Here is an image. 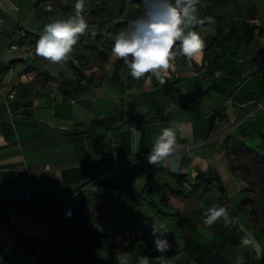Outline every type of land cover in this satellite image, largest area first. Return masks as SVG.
<instances>
[{
    "label": "crops",
    "instance_id": "crops-1",
    "mask_svg": "<svg viewBox=\"0 0 264 264\" xmlns=\"http://www.w3.org/2000/svg\"><path fill=\"white\" fill-rule=\"evenodd\" d=\"M36 4L42 11L56 9L52 0H0V227L9 225L16 256L10 261L0 247V264H117V249L129 254L130 264L140 256H147L150 264H198L193 259L202 247L219 254L224 264H237L240 255L244 264H260L259 241L252 233L264 228V217L250 220L252 204L244 208L245 223L236 219L227 227L222 219L205 225L203 213L213 205L223 206L222 192L226 198L240 192L249 198L261 194L257 177L238 166L246 164L242 155L259 144V133H264V108L257 105L264 102V0H217L231 44L214 72L200 56L181 65L175 61L163 84L155 78L135 80L126 66L114 85L116 58L110 55L107 63L99 61L87 71L94 74L95 85L72 98L59 89L61 83L75 80L69 65H54L35 55L34 35H41L53 17L39 14ZM207 34L202 32L203 40ZM171 125L180 126L178 172L146 160L156 136ZM134 127L141 132L136 152ZM237 151L245 160L232 162L230 153L239 155ZM209 169L218 173L204 192L200 173ZM153 172L156 176L141 202L101 184L103 179L132 177L134 190L142 192ZM183 172L185 194L178 197L174 193L183 186L176 175ZM33 192L52 200L43 203V213L28 214L7 204L10 196L28 199ZM52 203L61 217L49 220L45 213L53 210ZM65 203L73 207L70 218L61 211ZM119 204L134 214L147 204L156 207L158 213L146 217L145 225L152 219H185L177 241L167 239L174 253L152 256L158 251L148 228L115 233L111 223ZM53 226L55 234L49 237ZM233 227L237 242L226 233ZM246 234L253 244L241 247Z\"/></svg>",
    "mask_w": 264,
    "mask_h": 264
},
{
    "label": "clouds",
    "instance_id": "clouds-1",
    "mask_svg": "<svg viewBox=\"0 0 264 264\" xmlns=\"http://www.w3.org/2000/svg\"><path fill=\"white\" fill-rule=\"evenodd\" d=\"M200 0H143V12L134 19L128 29L115 34L111 55L123 63L135 80L155 78L163 84L178 57L196 60L203 54L205 42L198 31L205 20L201 18L198 5ZM74 13L64 18V13L50 18L35 44V55L54 65L63 66L72 56L75 45L88 30L85 18V0H75ZM135 152L140 148L141 132L133 128ZM179 125L164 127L153 141L146 154L149 165L168 168L171 172L180 170L181 153L177 133ZM203 207V205H201ZM204 224L213 226L219 220L227 227L232 223L226 207L206 208ZM147 223V221H146ZM166 224L152 219L151 235L155 249L161 254L169 251L171 245L166 238ZM253 244L250 235L241 237V247ZM126 246V245H125ZM117 264H130L127 252L116 250ZM136 264H150L147 256H140ZM237 264H244L243 255L238 256Z\"/></svg>",
    "mask_w": 264,
    "mask_h": 264
},
{
    "label": "trees",
    "instance_id": "trees-1",
    "mask_svg": "<svg viewBox=\"0 0 264 264\" xmlns=\"http://www.w3.org/2000/svg\"><path fill=\"white\" fill-rule=\"evenodd\" d=\"M56 6L54 10L42 11L39 9V4H36V11L39 14L44 16H59L60 13H64V18L74 13L73 5L75 0H52ZM199 15L201 18H211L210 22L205 20L203 26H198L195 30L201 35L203 31H208L207 36L204 38L205 48L202 54V63L203 65L210 66L214 70L217 65L214 64H223L222 61H217L224 56V52L227 48L230 47V36L225 37V18L222 14L219 13V7L217 5V0H200L198 5ZM117 10V12L115 11ZM116 12V13H115ZM143 12V0H85V18L88 21V30L83 34L77 44L75 45L74 52L72 56L75 60V63L72 60H69L67 64L70 69L75 74L74 81H65L59 85V89L64 93L66 98H72L74 96H82L89 90V86L95 85V76L94 74H87L92 67L97 62L101 61L107 63L111 55V48L114 43L115 34L128 29L131 22L136 19L137 16L141 15ZM40 35H34V43L39 39ZM216 48H220L221 51H215ZM211 55L213 57L211 58ZM189 59L181 57L176 60L177 64H185ZM13 63L3 67V72L9 70L10 66ZM126 65L123 63V60L116 59L113 62V75L111 82L114 85H117V81L120 80V72ZM220 67V66H219ZM216 68V69H215ZM192 69H190L191 71ZM242 80V79H240ZM85 83V84H84ZM261 99L264 96L260 97ZM247 134L251 136L253 133L249 127H245ZM260 143L248 147V150L245 151V154L242 155L246 159V164L238 166L246 174L250 176L257 177V185L260 190V196L255 198H249L243 192L237 193L230 198L223 196L222 192V204L227 208L229 213V218L232 222L239 219L242 223L246 222L245 216V206L250 204L253 205V208L250 209L249 218L252 222L260 220L261 210L255 208L258 204V198L260 199V207L264 211V133H259ZM238 154L240 151H237ZM230 154L234 155V158H230L233 162L235 160L243 159L241 155H237L232 152ZM243 159V160H245ZM233 169L235 170V164L233 163ZM218 171H213L209 169L208 171L201 172L200 174L204 177L202 183V190L207 192L214 183V174H217ZM154 174L152 173L149 177V181L146 184L142 192H136L133 188V178L130 177L125 181H116L113 182L108 179H103L101 184H107L113 188H119L123 192H128L132 194L136 201H143L145 194L150 189ZM176 179L183 188L179 191H176L174 195L178 197H183L185 194V179L186 173H180L176 175ZM76 200V199H75ZM52 202L46 193L33 192L30 198L25 199L21 196H10L7 199V204L10 206H17L21 208L28 214H40L43 213V203ZM163 203L167 202V197L164 196L162 199ZM256 205V206H255ZM42 206V208H41ZM53 210L49 213H45L47 219H53L61 217V214H58V207L52 203ZM252 210V211H251ZM158 212H155L157 214ZM259 218V219H258ZM236 227L231 230H227L226 233L228 237L233 241H236L238 237L236 236ZM250 232H252L250 230ZM259 234H253L254 238L260 241L261 244H264V228L258 230ZM55 234L54 226L51 228L48 236L51 237ZM82 236H75L76 239L81 238ZM238 241V240H237ZM236 241V242H237ZM240 242V240H239ZM151 246L147 248V253H150ZM168 253H174L171 249L167 251ZM152 256H159L161 253L157 252L151 254ZM198 264H224L223 259L219 254H214L209 248L202 247L201 250L197 251L196 257L193 259ZM260 264H264V256L262 255Z\"/></svg>",
    "mask_w": 264,
    "mask_h": 264
},
{
    "label": "rangeland",
    "instance_id": "rangeland-1",
    "mask_svg": "<svg viewBox=\"0 0 264 264\" xmlns=\"http://www.w3.org/2000/svg\"><path fill=\"white\" fill-rule=\"evenodd\" d=\"M115 11L117 12V10H115ZM154 176H156V175L154 174ZM259 200L260 199L258 198V202H257L258 206L260 205ZM121 205L119 204V206H117V208H116L117 213H116V220L114 221V225L111 223V227L115 228L114 229L115 233L122 234V233L126 232L127 230H131L134 232V231H139V230H146L148 228V232L151 235V225H149V224L145 225L144 219L146 217H150V219H151L152 216H155L154 214H155L157 208L152 206V205L147 204L144 207L138 208L135 211V214H136L135 215L134 210L131 207H129L127 205L124 206L123 204H121ZM259 208L261 210L260 218H263L264 217V211L261 209L260 206L258 207V209ZM149 212H151V213H149ZM134 217H135V219H134ZM154 220L157 223L166 224L167 229H168V233L166 234L167 239H169L171 241H175V240L177 241V237L181 234V232L183 230V226H184L183 223H184L185 219H182V220L154 219ZM259 245H260V249H259L260 254L259 255H260V258H262V255L264 256V244H261L259 241ZM37 264H39V260H38Z\"/></svg>",
    "mask_w": 264,
    "mask_h": 264
},
{
    "label": "built area",
    "instance_id": "built-area-1",
    "mask_svg": "<svg viewBox=\"0 0 264 264\" xmlns=\"http://www.w3.org/2000/svg\"><path fill=\"white\" fill-rule=\"evenodd\" d=\"M251 22L255 23L257 25L261 24L260 21H258V20H252ZM12 94L13 95L16 94L15 89H12ZM257 105H258V108H264V102H258ZM61 211L63 213V216L66 218H70L74 214L73 207L71 206L70 203H65L62 206ZM12 220H14V218H12ZM8 226L9 225H4V226L0 227V247H1V250L3 251V253L5 254V256L10 261H14L16 259V256L13 252L14 243L7 235Z\"/></svg>",
    "mask_w": 264,
    "mask_h": 264
},
{
    "label": "water",
    "instance_id": "water-1",
    "mask_svg": "<svg viewBox=\"0 0 264 264\" xmlns=\"http://www.w3.org/2000/svg\"><path fill=\"white\" fill-rule=\"evenodd\" d=\"M181 57H178L176 60L180 59Z\"/></svg>",
    "mask_w": 264,
    "mask_h": 264
}]
</instances>
